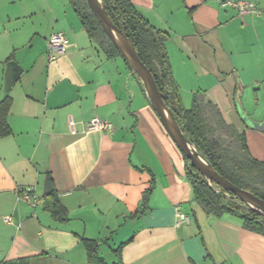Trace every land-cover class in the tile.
Instances as JSON below:
<instances>
[{
	"label": "crops",
	"instance_id": "crops-1",
	"mask_svg": "<svg viewBox=\"0 0 264 264\" xmlns=\"http://www.w3.org/2000/svg\"><path fill=\"white\" fill-rule=\"evenodd\" d=\"M131 1L169 32L184 106L204 93L264 161V17L240 15L219 0ZM252 1L264 10V0ZM57 31L68 43L50 60L48 39ZM5 98L11 105L10 133L0 134V262L89 264L86 237L101 243L109 264L121 244L123 264H264V233L232 214L209 215L195 200L185 155L141 79L122 56L97 48L70 0H0ZM96 116L113 130L90 128ZM47 178L67 220L46 209ZM178 207L190 223H176Z\"/></svg>",
	"mask_w": 264,
	"mask_h": 264
},
{
	"label": "trees",
	"instance_id": "trees-1",
	"mask_svg": "<svg viewBox=\"0 0 264 264\" xmlns=\"http://www.w3.org/2000/svg\"><path fill=\"white\" fill-rule=\"evenodd\" d=\"M103 1L113 22L134 42L140 58L152 71L165 102L174 111L176 120L188 139L220 174L239 187L264 198V161L252 156L245 133L228 124L218 107L204 93L195 94L190 107L184 106L166 48L169 32L153 25L131 0ZM70 2L97 48L110 57L118 55L123 57L89 7L87 0H70ZM124 60L132 69L127 60L125 58ZM10 105V98L0 100V134L2 135L10 133L7 122ZM185 158L187 175L193 187L195 200L209 215L232 214L239 217L247 229L264 233V215L249 207L232 192L207 179L186 156ZM149 191H146L145 199L148 198ZM45 206L55 218L68 219L66 207L55 190L47 197ZM82 241L87 249L89 264H109L101 255V243L86 237L82 238ZM122 248L123 244L115 249L118 261L114 264H123ZM0 264L30 263L28 258H22Z\"/></svg>",
	"mask_w": 264,
	"mask_h": 264
},
{
	"label": "water",
	"instance_id": "water-1",
	"mask_svg": "<svg viewBox=\"0 0 264 264\" xmlns=\"http://www.w3.org/2000/svg\"><path fill=\"white\" fill-rule=\"evenodd\" d=\"M87 3L102 24L105 32L130 64L133 71L141 79L146 94L153 108L158 113L164 127L184 155L191 161L192 165L207 179L232 192L249 207L264 215V198H261L248 189L239 187L220 174L210 161L198 150L196 145L188 139L176 120L174 111L165 102L163 93L158 87L152 71L140 58L134 42L113 22L104 1L87 0ZM13 81V71L11 65H9L6 82L8 88L11 87ZM52 190V183L50 179L47 178L45 183V193L50 194Z\"/></svg>",
	"mask_w": 264,
	"mask_h": 264
},
{
	"label": "built area",
	"instance_id": "built-area-1",
	"mask_svg": "<svg viewBox=\"0 0 264 264\" xmlns=\"http://www.w3.org/2000/svg\"><path fill=\"white\" fill-rule=\"evenodd\" d=\"M219 1L222 6H229L235 8L240 15L255 13L264 17V10L259 8L255 1L252 0H219ZM67 43H68V38L64 31L54 32L48 39L49 59L54 60L60 54L64 53L66 51ZM70 123L72 124V130L74 131V124L72 121H70ZM88 126L92 129H104L108 131H112L114 128L113 124L109 120L102 119L97 116L90 120ZM30 191H32L31 188H29L27 194H25L27 198L31 196V194L29 193ZM33 199H34L33 200L34 203L38 201L35 198V196H33ZM176 216H177L176 223L178 225L182 223H190L191 221V216L186 212H184L181 209V207L177 208ZM5 221L11 222V217L9 216L5 217Z\"/></svg>",
	"mask_w": 264,
	"mask_h": 264
}]
</instances>
